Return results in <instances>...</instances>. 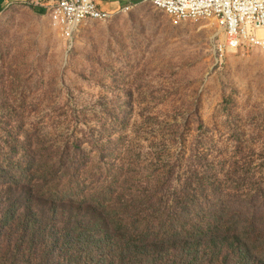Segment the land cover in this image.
Listing matches in <instances>:
<instances>
[{
    "label": "rangeland",
    "instance_id": "1",
    "mask_svg": "<svg viewBox=\"0 0 264 264\" xmlns=\"http://www.w3.org/2000/svg\"><path fill=\"white\" fill-rule=\"evenodd\" d=\"M125 4L106 0L105 10ZM132 4L83 23L70 44L44 2L2 8L0 166L68 145L80 175L127 195L190 193L199 208L257 194L253 205H264V53L239 48L217 61L216 26Z\"/></svg>",
    "mask_w": 264,
    "mask_h": 264
},
{
    "label": "trees",
    "instance_id": "2",
    "mask_svg": "<svg viewBox=\"0 0 264 264\" xmlns=\"http://www.w3.org/2000/svg\"><path fill=\"white\" fill-rule=\"evenodd\" d=\"M71 153L66 145L55 156L27 154L0 166V264H264L257 194L244 206L229 199L199 208L190 193L127 195L107 178L80 175L81 159Z\"/></svg>",
    "mask_w": 264,
    "mask_h": 264
},
{
    "label": "built area",
    "instance_id": "3",
    "mask_svg": "<svg viewBox=\"0 0 264 264\" xmlns=\"http://www.w3.org/2000/svg\"><path fill=\"white\" fill-rule=\"evenodd\" d=\"M164 12L175 23L207 21L216 26L223 39L215 46L217 61L239 48L264 53V0H145ZM134 4L101 9L99 0H57L45 5L51 28L70 44L85 22H107L119 12H128ZM41 7V6H40Z\"/></svg>",
    "mask_w": 264,
    "mask_h": 264
},
{
    "label": "crops",
    "instance_id": "4",
    "mask_svg": "<svg viewBox=\"0 0 264 264\" xmlns=\"http://www.w3.org/2000/svg\"><path fill=\"white\" fill-rule=\"evenodd\" d=\"M18 1H22V0H0V7L3 8L9 3L18 2Z\"/></svg>",
    "mask_w": 264,
    "mask_h": 264
},
{
    "label": "water",
    "instance_id": "5",
    "mask_svg": "<svg viewBox=\"0 0 264 264\" xmlns=\"http://www.w3.org/2000/svg\"><path fill=\"white\" fill-rule=\"evenodd\" d=\"M36 14H40V15H44L45 14V10L43 9H35L34 11Z\"/></svg>",
    "mask_w": 264,
    "mask_h": 264
}]
</instances>
